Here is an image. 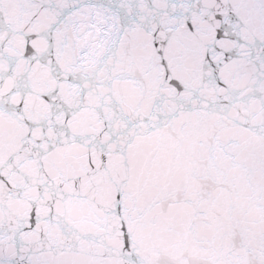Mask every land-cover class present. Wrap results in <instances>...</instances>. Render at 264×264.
<instances>
[{"label":"snow or ice","instance_id":"1","mask_svg":"<svg viewBox=\"0 0 264 264\" xmlns=\"http://www.w3.org/2000/svg\"><path fill=\"white\" fill-rule=\"evenodd\" d=\"M0 264H264V0H0Z\"/></svg>","mask_w":264,"mask_h":264}]
</instances>
